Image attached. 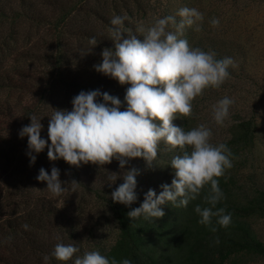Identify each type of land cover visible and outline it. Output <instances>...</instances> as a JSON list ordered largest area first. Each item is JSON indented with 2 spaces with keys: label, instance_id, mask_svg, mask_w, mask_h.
Wrapping results in <instances>:
<instances>
[{
  "label": "trees",
  "instance_id": "16d2710c",
  "mask_svg": "<svg viewBox=\"0 0 264 264\" xmlns=\"http://www.w3.org/2000/svg\"><path fill=\"white\" fill-rule=\"evenodd\" d=\"M152 8L149 0H0V264H74L77 256L90 251H99L109 260L127 258L132 264H217L216 258L240 252L264 256V243L248 222L251 215L264 216V187L238 186L228 169L218 178L224 198L216 208L225 209L231 222L225 228L214 217L211 227L217 230L213 232L198 223L194 210L196 205L209 206L204 196L210 185L186 208L170 202L163 205L162 218L150 222L128 218L150 189L142 178L153 170L143 159L131 160L123 170L116 160L103 168L91 163L77 168L63 159L49 161L46 147L30 166L28 138L19 136L22 127L31 123L29 116L41 119V137L47 140L53 110L71 111V101L81 91L98 89L123 103L130 85H120L93 66L102 62L104 48L114 47L108 31L114 16H127L125 27L136 32L155 22L149 15ZM136 34L143 40V33ZM91 37L98 45L87 54ZM210 50L218 53L217 59L227 57L220 47ZM215 90L208 88L204 93ZM124 108L126 104L121 111ZM193 112L175 125L193 129ZM232 128L231 137L222 144L235 157L254 147L255 128L252 119H242ZM52 167L60 170L62 182H68L65 187L72 180L80 185L52 198L43 191L46 183L36 179L41 168L50 174ZM130 168L140 172L137 201L131 206L114 203L111 194ZM110 173L121 178L113 181ZM111 224L117 237L111 245L101 246L99 234ZM57 243H75L80 251L70 261H58L51 255Z\"/></svg>",
  "mask_w": 264,
  "mask_h": 264
},
{
  "label": "clouds",
  "instance_id": "9594fccd",
  "mask_svg": "<svg viewBox=\"0 0 264 264\" xmlns=\"http://www.w3.org/2000/svg\"><path fill=\"white\" fill-rule=\"evenodd\" d=\"M178 15L181 17L178 23L174 16H167L157 19L146 29L137 28L136 32L143 33V40L125 27L127 16H114L108 30L114 47L104 48L102 62L93 67L122 86L130 85L123 103L119 97L98 89L81 91L73 97L71 111L53 110L47 140L41 137L43 125L35 115L29 116L31 123L22 127L19 136L28 138L30 166L46 147L51 162L63 159L77 168L89 163L103 168L116 160L121 170L134 159H143L151 167L158 159L161 142L170 146L169 150L178 148L181 154L173 156L170 162L175 172L171 185H161L159 195L149 189L143 203L132 209L128 218L133 221L143 217L149 222L162 218L165 215L163 205L170 202L173 207L186 208L190 201L201 196L205 186L210 185L204 196V203L209 206L196 205L194 210L200 217L198 223L215 232L217 229L211 227L214 217L225 228L231 222V215L225 214V209L216 208L224 198L218 178L233 166L231 150L225 144L214 146L210 143L213 133L207 125L200 124L185 131L173 121L191 116L192 102L202 96L205 89H219L230 77L229 67L234 61L230 57L217 59L215 52L193 48L182 38L186 27L197 25L196 30H200L198 22L202 23L204 16L198 9L183 7ZM210 23L216 28L220 21L214 17ZM88 43L87 54H91L98 43L95 37L89 38ZM233 103L225 96L213 106L217 125L224 124ZM125 104L126 108L121 111ZM139 174L136 168L123 172V183L111 194L114 203L131 206L137 201L136 177ZM109 178L116 181L121 177L110 173ZM36 179L46 183L43 191L50 193L52 198L63 196L70 186L74 191L80 185L72 180L65 187L68 182L60 180V170L56 167L51 168L50 174L41 168ZM79 251L75 243H57L51 255L67 262ZM48 259L44 256L45 261ZM74 264H132V261L127 258L117 261L114 257L109 260L99 251H90L82 257L77 256Z\"/></svg>",
  "mask_w": 264,
  "mask_h": 264
},
{
  "label": "rangeland",
  "instance_id": "374dc122",
  "mask_svg": "<svg viewBox=\"0 0 264 264\" xmlns=\"http://www.w3.org/2000/svg\"><path fill=\"white\" fill-rule=\"evenodd\" d=\"M149 3L153 5L149 15L155 21L174 16L178 23L181 20L178 15L181 8L198 9L204 16L203 22H198L200 30H196L197 25L186 27L182 38L187 39L191 47L205 52L220 47L227 52V57L233 59L234 65L229 67L230 77L224 84L192 102L194 112L190 125L193 128L200 124L207 125L213 133L210 143L218 146L231 137L232 127L236 123L242 119H252L255 128L254 147L232 157L233 166L228 170L238 186L248 183L264 187V0H149ZM214 17L220 21L216 28L210 23ZM223 51L220 53L223 54ZM225 96L234 103L230 106V114L224 124L217 125L213 119V106ZM178 119L180 117L173 121L174 125ZM159 146H162V156L150 167L153 170L151 175L142 178L157 195L162 191L161 185L170 186L175 178L170 162L177 155L175 149L169 150L170 146L163 142ZM248 222L256 237L264 243V216L251 215ZM100 234V245L107 247L115 241L117 229L111 224ZM216 262L264 264V256L255 252H240L225 259L216 258Z\"/></svg>",
  "mask_w": 264,
  "mask_h": 264
}]
</instances>
